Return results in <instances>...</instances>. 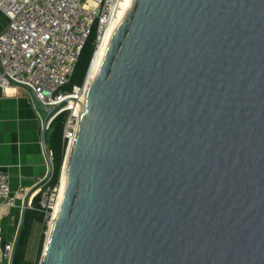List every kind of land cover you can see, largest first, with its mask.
Wrapping results in <instances>:
<instances>
[{"label":"water","instance_id":"water-1","mask_svg":"<svg viewBox=\"0 0 264 264\" xmlns=\"http://www.w3.org/2000/svg\"><path fill=\"white\" fill-rule=\"evenodd\" d=\"M78 103L41 264H264V0H125Z\"/></svg>","mask_w":264,"mask_h":264},{"label":"built area","instance_id":"built-area-1","mask_svg":"<svg viewBox=\"0 0 264 264\" xmlns=\"http://www.w3.org/2000/svg\"><path fill=\"white\" fill-rule=\"evenodd\" d=\"M122 0H0V12L8 19L0 33V93L8 94L10 86H26L33 103L43 111L68 101L48 125L66 115L63 138L69 152L76 138L80 114L79 101L87 93L94 56L120 16ZM114 25V26H113ZM96 29V49L84 83L71 85L83 50ZM111 35V33H110ZM63 173L55 186L47 183L39 190V203L29 207L41 212L53 223L62 196ZM27 190L13 191L10 175L0 171V264H10L15 238L3 242V220L23 202ZM23 215V206H21Z\"/></svg>","mask_w":264,"mask_h":264},{"label":"crops","instance_id":"crops-1","mask_svg":"<svg viewBox=\"0 0 264 264\" xmlns=\"http://www.w3.org/2000/svg\"><path fill=\"white\" fill-rule=\"evenodd\" d=\"M7 25L8 19L0 12V33ZM38 112L29 91L13 85L9 87L7 95L0 93V171L10 175L14 192L20 187H24L27 194L33 191L29 203L32 201L34 206L35 200L37 206L39 203L38 193L41 187H37L48 174L42 144V123ZM42 114L44 117V113ZM24 200L3 220V242L16 238L14 228L21 216ZM29 210L32 209L29 207Z\"/></svg>","mask_w":264,"mask_h":264},{"label":"trees","instance_id":"trees-1","mask_svg":"<svg viewBox=\"0 0 264 264\" xmlns=\"http://www.w3.org/2000/svg\"><path fill=\"white\" fill-rule=\"evenodd\" d=\"M96 29L93 31L91 37L89 38L81 59L77 65L75 75L72 79V83L67 87L66 90L71 91L74 85H82L84 83L87 71L90 67L91 61L93 59L95 49H96ZM66 115H61L57 117L50 127V134L48 135L49 149L52 152L53 164H54V174L53 178L49 182L51 185L55 186L59 183L61 169L64 163L65 157V142L63 138L64 126H65ZM35 206H37V200L34 201ZM29 211V210H28ZM43 214L37 210H30L27 214V219L20 242L16 263L15 264H25L26 254L28 247V238L30 236V221L35 219L42 222Z\"/></svg>","mask_w":264,"mask_h":264},{"label":"rangeland","instance_id":"rangeland-1","mask_svg":"<svg viewBox=\"0 0 264 264\" xmlns=\"http://www.w3.org/2000/svg\"><path fill=\"white\" fill-rule=\"evenodd\" d=\"M49 134H50V129L48 130V135ZM67 154H68V151L65 149V157H64V163L61 169L60 179L63 173V168L65 165ZM42 216H43L42 222L37 221L35 219L30 221L31 222L30 223V236L28 238V247H27L25 264H41L42 262L44 248L47 243L50 228L52 225V221L50 219L45 218L44 215ZM21 219H22V215L20 216L19 221H17L16 226L14 228L15 237H16Z\"/></svg>","mask_w":264,"mask_h":264},{"label":"bare ground","instance_id":"bare-ground-1","mask_svg":"<svg viewBox=\"0 0 264 264\" xmlns=\"http://www.w3.org/2000/svg\"><path fill=\"white\" fill-rule=\"evenodd\" d=\"M124 3H125V0H122L120 15H121ZM119 18H120V16H119ZM119 18L117 20V23L119 21ZM117 23H116V25H117ZM110 33L112 34V30L110 31ZM110 33H109V35H107L104 44L101 47L98 48V50H97V52H96V54L94 56V60H93V63H92V66H91V71H90L91 76H94L97 73V71H98V69H99V67L101 65V62H102V59H103V56H104L108 41H109L110 36H111ZM63 187H64V185H63ZM63 189L64 188H62V193H63ZM61 200H62V196L60 198L59 204H58L56 212H55V218H56V216H57V214L59 212Z\"/></svg>","mask_w":264,"mask_h":264}]
</instances>
